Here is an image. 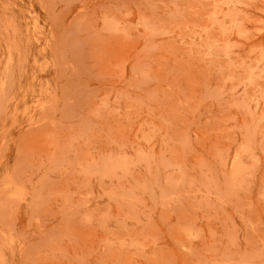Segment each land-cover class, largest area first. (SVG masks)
<instances>
[{
  "label": "rangeland",
  "instance_id": "1",
  "mask_svg": "<svg viewBox=\"0 0 264 264\" xmlns=\"http://www.w3.org/2000/svg\"><path fill=\"white\" fill-rule=\"evenodd\" d=\"M0 264H264V0H0Z\"/></svg>",
  "mask_w": 264,
  "mask_h": 264
}]
</instances>
